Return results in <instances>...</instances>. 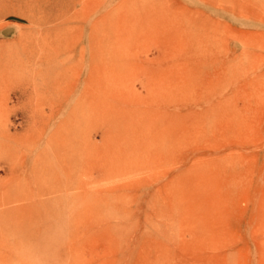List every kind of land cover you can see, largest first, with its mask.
Wrapping results in <instances>:
<instances>
[{"label": "rangeland", "instance_id": "374dc122", "mask_svg": "<svg viewBox=\"0 0 264 264\" xmlns=\"http://www.w3.org/2000/svg\"><path fill=\"white\" fill-rule=\"evenodd\" d=\"M149 1L93 0L75 90L68 8L0 0V264H264V0Z\"/></svg>", "mask_w": 264, "mask_h": 264}, {"label": "bare ground", "instance_id": "6f19581e", "mask_svg": "<svg viewBox=\"0 0 264 264\" xmlns=\"http://www.w3.org/2000/svg\"><path fill=\"white\" fill-rule=\"evenodd\" d=\"M55 1H59V0H55ZM62 2H63V6L65 5L66 6V9L68 8V12H64L63 13V15H57V16H59V18H60V22H59V24H62V26H56V27H54V28H52V27H49L51 24V22L55 19V15L53 14V12L52 13H49V14H47L46 16H44L43 18H42V22H40V24L43 26V29H44V31H46V32H48V33H52V32H59L60 33V38L58 39L59 40V42H61V43H64V44H68V47L66 48V49H64L63 48V50H62V53H64L65 52V54H66V57L64 58V60H61V62H63V64H62V69H61V71H62V76L57 80V82H56V80H54V82L56 83V85H58L59 83H61V82H63V81H68L67 79H69L70 78V75H68V73H69V71H72V70H74L73 68H75V70L74 71H76V69H80L81 68V70H78L77 72H79V74L80 75H83V76H85V77H83L84 78V81H81L80 82V84H78L77 83V85H79V88H77L76 87V89L75 90H77V89H81V85L82 84H85V83H87L86 85H88L90 82L88 81L89 80V78H90V74H89V72H87V70H88V68H89V65H90V59H91V54L89 53V52H86V48H87V42H90V43H92L93 41H94V36L93 35H91V34H87V32H88V30L91 28V25H93L92 23H91V18H90V16H91V12H92V10L95 8V5H92L93 4V0L91 1V0H86V1H83L82 3L80 2V0H79V2H77V0H61ZM104 0H102V4H104V2H103ZM154 1H156V0H154ZM162 1V0H161ZM145 2V1H144ZM80 3V4H79ZM95 3V2H94ZM146 3L147 4H153V2H151V1H147L146 0ZM157 3H159V0L157 1ZM77 4H79L80 6H81V8L80 9H78L77 8ZM156 4V3H155ZM163 5V4H162ZM93 6V9H91V7ZM118 6V5H117ZM164 6V5H163ZM101 7V5H99V8ZM77 8V9H76ZM98 8V9H99ZM121 8V7H120ZM71 9H75L73 12H70L71 11ZM96 9V8H95ZM97 9V10H98ZM157 9V8H156ZM160 9H161V7H160ZM159 9V10H160ZM118 10V9H117ZM154 10V9H153ZM152 10V11H153ZM137 11V10H136ZM155 11V10H154ZM133 11H131V13H132ZM160 12V11H159ZM162 12H163V10H162ZM164 12H165V10H164ZM115 13V12H114ZM129 13V12H128ZM154 13V12H153ZM2 14H3V11L2 12H0V16H2ZM96 14H99V11H97L96 12ZM125 14V13H124ZM130 14V13H129ZM119 15V14H118ZM132 15H133V13H132ZM134 15H136V16H134ZM133 16L134 17H137L138 15H140V14H134ZM141 15H143V13H141ZM147 15V14H146ZM121 16V15H120ZM125 16V15H124ZM161 16H163V15H160V17ZM187 16V15H186ZM54 17V18H53ZM99 17V19H98V21L100 20V19H102V18H100L101 16L99 15L98 16ZM131 17V16H130ZM129 17V18H130ZM146 17H148V16H146ZM187 17H189V16H187ZM187 17H186V19H187ZM118 18H120V17H118ZM133 18V17H132ZM140 18H141V16H140ZM191 18V17H190ZM189 18V19H190ZM127 19V18H126ZM126 19H124V20H126ZM134 19H136V18H134ZM142 19V18H141ZM148 18H145L144 20H147ZM152 19V18H151ZM151 19H150V21L148 22V23H150L151 22ZM29 20H31V19H29ZM104 20V19H103ZM120 20V19H119ZM118 20V21H119ZM129 19H127L126 21H128ZM131 20V19H130ZM129 20V21H130ZM137 20H139V17H138V19ZM135 21V22H137V23H139L138 21ZM158 20V19H157ZM192 20H194V19H192ZM192 20L190 21V22H192ZM115 21L116 20H114V23H115ZM126 21H125V23H126ZM129 21H128V23H129ZM134 21H132V22H134ZM143 21V20H142ZM153 21H154V18H153ZM159 21H162L161 19L159 20ZM158 21V22H159ZM169 20H166V22H168ZM171 21V20H170ZM195 21V20H194ZM100 22H102V23H100V24H103V21H101L100 20ZM104 22H105V20H104ZM156 22V20L154 21V23ZM158 22H156V23H158ZM165 22V23H166ZM182 22V21H181ZM36 23H38V22H36ZM113 23V24H114ZM130 23H131V21H130ZM129 23V24H130ZM145 23V21L143 22V24ZM154 23H152V24H154ZM155 23V24H156ZM175 23V22H174ZM176 23H179V22H176ZM193 23V22H192ZM196 23H198V21L196 22ZM128 24V25H129ZM133 24V23H132ZM146 24V23H145ZM151 24V26H154V25H152ZM171 24H172V22H171ZM127 24H126V26H128ZM131 25V24H130ZM141 25V26H140ZM157 25V24H156ZM159 25V24H158ZM168 26V24L166 23V24H164L163 25V27L164 26ZM103 26V25H102ZM114 26H116V24H114ZM121 26V25H120ZM123 26V25H122ZM132 26V25H131ZM134 26V25H133ZM133 26H132V28H133ZM145 26V25H144ZM149 27H150V25H148ZM147 26V28L149 29V27ZM160 26V25H159ZM159 26H156V27H159ZM176 26V25H175ZM197 26V25H196ZM125 27V26H124ZM138 27H141L140 29H142V23L141 24H139V26H137V28ZM155 27V28H156ZM169 27V26H168ZM174 27V26H173ZM122 28V27H121ZM131 28V27H130ZM135 29H136V27H134ZM133 28V29H134ZM147 28H146V30H147ZM152 28V27H151ZM154 28V27H153ZM171 28H172V25H171ZM175 28V27H174ZM179 28H180V26H179ZM63 29H66V30H68V29H74V30H81V31H79V33H81V35H78L77 33H75L74 35H66L67 34V32L65 31V30H63ZM134 29V30H135ZM139 29V28H138ZM137 29V30H138ZM160 28H158V30H159ZM178 29V28H177ZM128 30H131V29H128ZM137 30H135V31H137ZM143 30V29H142ZM157 30V29H156ZM155 30V32H157ZM162 30V29H161ZM176 30V29H175ZM170 31V30H169ZM138 32V31H137ZM146 32H148V31H146ZM154 32V31H153ZM167 32V31H166ZM166 32H164V33H166ZM171 32H172V30H171ZM171 32H170V34H171ZM173 32H174V30H173ZM177 34H178V32H179V29L177 30V31H175ZM173 33V34H176V33ZM195 32H196V30H195ZM61 33H64V34H61ZM152 33V32H151ZM46 34V33H45ZM140 33H138L137 35H139ZM143 34V33H142ZM146 33H145V31H144V35H145ZM148 34H150V33H148ZM157 34V33H156ZM159 34V33H158ZM172 34V35H173ZM194 34V33H193ZM136 35V34H135ZM134 35V36H135ZM141 35V34H140ZM152 35H153V33H152ZM164 35V34H163ZM180 35V34H179ZM178 35V36H179ZM59 36V35H58ZM70 36L72 37V38H70ZM146 36V35H145ZM150 36V35H149ZM155 36V35H154ZM161 36V35H160ZM167 36V35H166ZM191 36V35H190ZM140 37H143V36H140ZM156 37V36H155ZM168 37V36H167ZM172 37V36H171ZM175 37V39H176V37H177V35L176 36H174ZM185 37V36H184ZM195 37V36H194ZM137 38V37H136ZM148 38V37H147ZM146 38V39H147ZM151 38V37H150ZM157 38V37H156ZM163 38V37H162ZM161 38V39H162ZM173 38V37H172ZM179 39H180V37H178ZM178 38L176 39V40H178ZM189 38H191V39H193V36L192 37H189ZM189 38L188 39H186V40H189ZM121 39H123V38H121ZM132 39V38H131ZM134 39V38H133ZM141 39V38H140ZM145 39V38H144ZM152 39V38H151ZM159 38H157V40H158ZM164 39H166V38H164ZM182 39V38H181ZM184 40H185V38H183ZM119 40H120V38H119ZM137 40H138V38H137ZM160 40V39H159ZM163 40V39H162ZM195 40V39H194ZM120 41H123V40H120ZM141 41H142V39H141ZM164 41V40H163ZM157 42H161V41H157ZM80 44H83V46H82V50H81V52H80V55H79V58L77 57V60L75 61V64L74 65H72V66H68V65H66L67 63L65 62V61H67L66 59H68V58H71L73 55H74V51L75 50H77V48H79V45ZM62 46H64V45H62ZM66 50V51H65ZM61 53V54H62ZM104 72H105V68L103 67V66H101V70H100V75H101V84L103 85V87L104 86H106V84H104L103 83V75H104ZM76 73V72H75ZM85 73H86V75H85ZM77 74V73H76ZM75 75V74H74ZM78 75V74H77ZM69 76V77H68ZM72 76V75H71ZM74 78V77H73ZM79 78V77H78ZM77 78V79H78ZM83 80V79H82ZM91 81V80H90ZM79 82V81H78ZM89 82V83H88ZM76 85V86H77ZM89 87V86H88ZM87 87V88H88ZM50 90H52L53 89V87L51 88H49ZM89 91V90H88ZM67 92V91H66ZM65 92V94H67V93H69V92H71V91H69V92H67L66 93ZM90 92H88V94H89ZM64 94V95H65ZM73 94H74V91H73ZM84 94H86V93H84ZM63 95V96H64ZM68 95V94H67ZM66 96V95H65ZM86 97H87V94L85 95ZM84 96V97H85ZM62 97V96H61ZM90 97V96H89ZM63 98V97H62ZM66 98H68V97H66ZM80 98V97H79ZM64 99V98H63ZM62 100V99H61ZM65 101V100H64ZM75 103V102H74ZM69 104V103H68ZM76 105H77V103H76ZM76 105L74 106V107H76ZM79 105V104H78ZM81 105V104H80ZM78 109V108H77ZM76 109V110H77ZM75 110V109H74ZM92 111H93V109H91ZM96 110V109H95ZM81 111V110H80ZM84 111V110H83ZM88 111H90V110H88ZM76 112V111H75ZM103 112V111H102ZM101 112V113H102ZM107 112V111H106ZM78 113V112H77ZM98 113V112H97ZM79 114H80V112H79ZM82 114V113H81ZM90 114V113H89ZM103 114V113H102ZM109 114V113H108ZM78 115V114H77ZM111 115V114H110ZM90 116V115H89ZM99 116H100V114H99ZM98 116V117H99ZM101 117V116H100ZM99 117V118H100ZM107 116H102V119L100 118L99 120H104V121H106V120H109L108 118H106ZM108 117H110V116H108ZM116 118H114V120H115ZM110 120H113L112 119V116H111V119ZM113 120V121H114ZM117 120V119H116ZM47 151L48 150H46V153H47ZM6 202H10V200L9 201H6ZM8 203H6V204H8ZM1 204V203H0ZM3 205H4V203H3ZM1 206V205H0ZM9 208V207H8ZM11 208V207H10ZM19 208V207H18ZM12 209H13V207H12ZM11 209V210H12ZM21 209V208H20ZM19 209V210H20ZM6 210V209H5ZM14 210H16L15 208H14ZM22 210V209H21ZM10 211V210H9ZM10 212H12V211H10Z\"/></svg>", "mask_w": 264, "mask_h": 264}]
</instances>
